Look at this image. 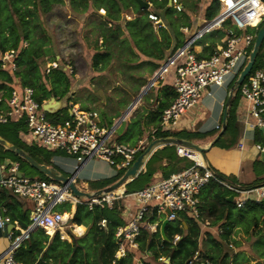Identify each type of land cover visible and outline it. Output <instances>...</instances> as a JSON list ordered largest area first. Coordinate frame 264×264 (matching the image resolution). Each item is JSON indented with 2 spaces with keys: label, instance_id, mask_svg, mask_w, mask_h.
Instances as JSON below:
<instances>
[{
  "label": "built area",
  "instance_id": "2783aa9c",
  "mask_svg": "<svg viewBox=\"0 0 264 264\" xmlns=\"http://www.w3.org/2000/svg\"><path fill=\"white\" fill-rule=\"evenodd\" d=\"M218 2L220 9L215 24L209 25L216 16L205 21L194 36L186 39L166 55L155 72L156 79L165 81L170 74L171 79L168 82L175 93L170 104L162 109L155 130L165 132L178 129V123L185 112L198 103L208 85H225L226 78L235 70L236 76L231 81L233 83L248 61L256 33L264 23V0H218ZM167 4L176 12L184 9L180 0H167ZM147 17L155 27H166L163 19L155 12L149 10ZM213 27L222 29L223 32L214 45L213 52L208 56L199 57L193 49V43L196 38ZM181 29L187 31V27ZM18 52L12 48L0 50V69L16 71ZM58 66L56 61L47 64L48 71ZM64 70L72 74L70 66L64 67ZM237 89L246 101V112L253 119L251 125L261 128L264 137V62L252 67ZM42 103L35 100L32 87L22 85L15 77L4 99V105L0 107V123L22 124L26 130L22 131L21 136L26 142L46 149L64 150L74 156L79 165L76 164V171L68 176L81 191L90 192L84 183L77 180V174L86 161L99 158L107 161L115 169L124 171L132 164L137 154L144 150L149 139L156 137L153 129L151 133L142 136L135 145L117 142L113 139L114 130H111V126L100 123L96 110L81 109L78 105L70 103L66 107L67 116L62 120H53L48 116L49 113L42 109ZM256 146L264 163V145L257 143ZM176 152L186 157H193L195 153L179 146H176ZM20 167L21 164L17 160L9 161L2 166L0 198L13 195L27 202L30 208L29 222L23 226L17 220H11L6 208L0 205V228L12 224V228L6 234L9 243L0 251L1 264H22L14 259L15 250L38 228L46 232L47 228H51L53 233H48L50 238L58 235L62 237L61 233L64 231L66 234V228L71 229L76 235L84 234L86 227L83 233H79L75 230V225L83 224L73 221L78 204H84L87 209L103 205L111 207L116 199L122 197L123 192L119 194L114 191L91 198L79 197L73 193L68 182L51 178L25 177ZM210 179L235 192L234 203L237 208H242L246 202H260L264 198V182L252 186L230 183L217 177L203 160L194 158L191 165L167 177L151 181L131 192H124L125 197L135 202L136 208L114 232L116 249L111 264H119V260L129 256L134 264L145 262L172 264L170 257L164 255L153 258L152 263L147 260L145 251L149 250L140 248V233L142 230L156 232L164 219L172 221L178 213L200 219L198 209L200 193ZM167 210L171 212L169 215L166 214ZM105 222V219H101L98 224L104 226ZM220 233L222 229L218 234ZM178 239L179 235L175 234L172 242L175 243ZM39 260L47 262L41 257ZM183 264L213 263L204 257L200 250H196Z\"/></svg>",
  "mask_w": 264,
  "mask_h": 264
},
{
  "label": "rangeland",
  "instance_id": "374dc122",
  "mask_svg": "<svg viewBox=\"0 0 264 264\" xmlns=\"http://www.w3.org/2000/svg\"><path fill=\"white\" fill-rule=\"evenodd\" d=\"M199 1L180 0L184 6L181 12L169 8L165 15H161L166 27H152L154 40H163L169 32L175 36V40H182L180 29L182 25L189 20L191 22V18L199 14ZM149 2H151L150 9L153 12L162 14L165 0H150ZM203 3H210L212 11L220 9L218 0L215 2L203 0ZM145 13L146 11L138 8L133 0H0V47L4 50L14 48L11 44L16 36L25 35L26 39L22 42L23 54L25 55L30 50L37 56L35 59L37 72L41 82L46 85H49L51 80V70L48 71L47 68L48 63L56 61L63 68L70 66L72 74L67 73L70 76V87L69 91L59 99L63 106L60 110L68 107L70 103L78 105L81 109L96 110L100 123L110 127L154 76L163 61L141 54L136 46L135 32L127 23L136 17L147 20ZM212 31L214 32L211 30L201 37V40L209 43L215 41L218 33H212ZM110 32H114V37L109 36ZM101 35L104 36V40L105 36L107 37L106 42L101 41ZM104 49L110 50L112 59L107 66L106 62H102L98 69L94 70L90 66L91 56L95 51ZM170 49L172 52L175 47ZM27 59L29 57L25 59V56L20 59L19 77L24 74L26 68L24 62ZM263 62L264 39L260 44L253 67ZM240 64L241 62L239 66ZM235 76L236 71L233 70L226 78V82L231 83ZM7 77L6 71L0 69V107L4 105V99L11 87ZM159 81L162 80L156 79L129 112L123 116L113 131L115 141L135 145L142 136L151 133L155 128V124L146 125L144 122L147 120V114L156 112V100H163L160 92L162 86ZM208 86L202 94L207 91ZM21 129L22 127L16 123H0V134L9 141L22 146H35L23 139L20 135ZM22 130L25 131L26 128L23 126ZM172 131V133L175 132V130ZM193 141L204 145L196 139ZM42 149L49 154L50 159L54 160L55 164L51 166L53 165L60 173L68 176L76 171L75 165H79V162L74 156L60 149ZM182 157L189 162L194 159L193 157ZM13 158L19 160L23 176L48 179L32 166L23 165L19 158ZM123 172L115 169L107 161L92 158L78 172L77 180L87 181L88 189L95 191L110 185L111 183L100 187L120 173L122 175ZM152 179L153 177L146 183ZM146 183L136 184L132 189L143 187ZM121 192H123L122 197L113 203L120 214L123 207L122 198L127 199L124 195L125 186L117 193ZM201 207L197 250L206 253L218 252L216 249L213 250L214 243H211L205 233L209 231L211 237H219L218 233L222 228L219 222L221 220H218V214H216L217 209L210 212L205 206ZM237 212L234 207L231 209L230 218L236 219L237 224L231 228L230 234L221 240L222 252L228 253L229 264H264V212L261 214L258 211L253 215L244 212L242 216ZM79 221L86 227L85 233L76 235L71 229L66 228L65 232L70 240L66 241L64 239L67 238L63 239L59 235L50 238L44 229L38 228L22 242L28 241L32 246L41 243L43 236L38 231L41 229L48 236L47 241L42 242L41 258L47 260L48 264H91L94 251L92 219L90 216H81ZM7 242L6 237L0 236V251ZM145 256L147 260L153 262L151 251H145Z\"/></svg>",
  "mask_w": 264,
  "mask_h": 264
},
{
  "label": "trees",
  "instance_id": "16d2710c",
  "mask_svg": "<svg viewBox=\"0 0 264 264\" xmlns=\"http://www.w3.org/2000/svg\"><path fill=\"white\" fill-rule=\"evenodd\" d=\"M133 1L136 3L138 8L146 11L145 14L147 16V12L151 10L150 9L151 6L148 9H145L139 5L137 0H133ZM143 1L149 2L150 0H143ZM215 1L216 0H211V2H215ZM164 6L165 7L162 9V14L160 12H159L160 14L156 13L160 17L161 15H165V13L169 8H172L171 6H168L167 0H165ZM216 13H218V9L212 11L209 3L208 6L205 8L204 18L209 20ZM127 23L132 26L133 31L135 32V36L137 37V45H136L137 49L144 56L163 60L166 58L167 55L166 53L168 50H170L173 41H177L175 40V36L171 35L170 32L168 35L165 36V38H163V40L155 41L152 34V27L154 28L155 25L150 19L144 20L143 18L136 17L134 20L127 21ZM191 25H192V20L191 22L189 20V22H186L185 25L182 26L190 27ZM109 36L114 37V32H110ZM103 38L104 36L101 35V39H102L101 41L104 43L107 41V37L105 36V40ZM25 39H26L25 35L20 36V34H18L15 40L13 41V43L11 44L12 47H14L12 49H16L19 52L16 58L17 70L13 72L6 71V74L8 75L7 81L10 82V86H12L15 77H17L22 85L30 86L33 88L34 98L39 103H42L51 96L57 99L62 98L69 91V87H70V83H69L70 76H68L67 74L68 71L63 70L64 68L62 66L51 68L50 69L51 80L49 82V85H46L43 82H41L35 62L37 56L34 55V53H32L30 50L25 55L23 54L24 47H22V42ZM213 44L215 43L211 42L210 45L204 46L203 52L200 53L198 56L204 57L211 54L213 52ZM0 50H4V49L0 47ZM23 56H25V59L27 57H29V59H27L24 62L26 68L24 69L23 76L19 77L18 76L19 62ZM111 59H112V55L109 49L97 50L91 56L90 66L94 70H97L98 67L102 64V62H106V66H107ZM166 81L168 82V80ZM161 86L162 87L160 92H161V96L163 97V100H158V99L156 100L157 101L156 112L147 114L148 115L147 120L144 122V124L146 125L155 124L156 125L155 128H157L158 126L159 117L162 109L170 104L171 100L175 95L174 90L167 83H164ZM236 95L237 92L235 93V96ZM228 113L229 114L227 117V127H229L233 121L231 108L228 109ZM48 116L50 117V119L53 120H62L67 116L66 108L59 110L58 112L48 114ZM16 125H18L19 127H23L22 124H16ZM172 132L173 131L161 132L160 130L156 129L154 131V135L156 137L173 136V137L193 140L195 136L207 134V133L199 134L198 132H187L183 130L178 132H176L175 130L174 133ZM1 136L6 138L3 135ZM254 140L256 142H260V144L263 143L262 145H264V140L261 139L260 131L256 132ZM216 142L217 141H215V143ZM15 145L21 147L38 163L46 164V165L52 164L49 154L46 153L44 149L36 145L35 146L32 145L22 146L19 144H15ZM8 152L13 154L14 157L19 158L21 162H23V165L28 164L24 159L15 155L13 152L11 151ZM162 152L165 158L172 159L174 157H177L175 145H165L161 149H157L149 158L146 164L145 172L139 174L134 180L130 181L125 185V191L127 193L133 191L132 188L134 185L136 184L142 185L150 179L153 171V168L150 166V163L153 161L154 158H156L158 153H162ZM191 162L193 163V161ZM121 173L117 175L113 180L101 185L100 187L112 183L113 181H115L120 177ZM214 173L217 177L221 179L227 180L230 183L233 182V180L227 179L219 172L214 171ZM203 191L204 193H202ZM229 193L230 191L227 188L223 187L221 184H219L217 181L213 179L207 181V183L204 185L200 193V202L198 206L200 216L202 215L201 206L203 205L210 212L215 211L217 209L216 214H218V218H219L218 220H221L219 222H220V227L222 228V233L218 234L219 237L216 236L211 237L210 235L211 233L209 231L205 232L207 233L208 239L211 241V243H214V248L212 247L213 250L214 249L218 250V252H211V253L202 252L203 256L211 260L213 264H229L228 253L225 251L222 252L223 249L220 248L221 240L226 238L230 234L231 228L237 224L236 219L230 218V212L231 209L234 207V204L232 201L228 200ZM0 199H2L0 205L6 208L7 214L10 216L11 220H17L23 226L28 224L29 219H28L27 210L23 208V202L22 200H20V198L11 195L7 197L3 196ZM237 211H238L237 212L238 215L240 216H242L244 212H248L249 214L253 215L259 211L261 214H263L264 202L263 201L246 202L245 205L242 208L237 209ZM81 216H90L92 219V226L94 227L93 229L94 251L92 255L93 258L91 264H111V260L113 259V255L116 249V240L114 237V232L116 228L123 223L121 214L113 205L111 207H109L108 205H103L102 207L94 206L92 209H87V207L84 204H78L75 210L73 221L78 222L79 224L80 223L79 220L81 219ZM101 219H105L106 221L104 226H100L98 224ZM253 221H255V218H253ZM199 222H200L199 219L191 218L183 213H178V216L174 220L169 221L165 225L163 235L159 227L157 228L156 232L153 233H150L146 230H142L139 238L140 248L148 249L149 251H151V256L153 258H156L159 255H164L170 257L172 264H183L197 250V239L200 235ZM38 231L43 236L41 241L43 243L46 242L48 236L43 233V230L39 229ZM175 234L179 235V239L175 243H173L172 242L173 236ZM64 240L67 241V239ZM42 242L37 243L36 246H32V244L29 243L28 241L21 242L15 250L14 259L21 262L22 264H31L34 262H37V264H48L47 262H42L41 260H39V255L43 249ZM118 262L119 264H134L130 256L121 259ZM144 264H150V263L145 262Z\"/></svg>",
  "mask_w": 264,
  "mask_h": 264
},
{
  "label": "crops",
  "instance_id": "0c3cea01",
  "mask_svg": "<svg viewBox=\"0 0 264 264\" xmlns=\"http://www.w3.org/2000/svg\"><path fill=\"white\" fill-rule=\"evenodd\" d=\"M198 5H199V14L195 16L194 18H191L192 25L190 27L183 26V27H187V31L180 29L182 40L173 41V44L171 47L176 48L177 46L181 45L186 39L194 36L197 30L205 24V21H207V19L204 18V13H205V8L208 6V3H203V0H200ZM211 30H214V32L212 31V33H216V34L218 33L217 39L213 41L216 44L223 30L213 28V29H210L209 31ZM205 34H203L201 37H203ZM201 37L196 38L193 43L194 44L193 49L195 50L197 55L203 52L204 46H208L211 44L207 41L201 40ZM215 44H213V48ZM170 50H168L166 54H168ZM167 78L170 81L171 79L170 74L167 75ZM159 82L161 83V85L164 83H167L171 87L170 83L165 80H162ZM232 84H233L232 82L231 83L227 82V84L223 86H215V85L208 86L207 91L204 94H202L203 96L200 97L198 103L193 108L188 110L187 113L179 121L178 123L179 127L176 130V132L183 130L187 132H198L199 134L207 133L206 135L195 136L194 139L203 142L204 144L203 146L207 147L206 151L203 153V157L201 156L200 153H198V155L200 156L201 160H203V162L210 169H212L213 171L219 172L227 179L233 180L232 183H238V184L246 185V186L261 184L264 182V163L260 159L259 150L256 146V144L260 142H256L254 138H255L256 132L260 131L261 139L264 140L263 133H262L261 128L253 127L251 125V123H253V119L250 117V115L247 114L246 101L237 89L233 91V95L230 99V102L227 108L226 129L221 135H219L218 139L215 140L217 141L216 143L215 141L211 143V141L220 132L222 128V114H223L224 104L228 96L230 86ZM236 92H237V95L235 96ZM229 108L232 109L233 121H232V124L229 127H227V117L229 114L228 113ZM22 129L20 131V135H21V132L23 131ZM162 147L163 146L156 148L152 152V154L157 149H161ZM8 151L7 149H5L4 146L0 145V176L2 174V166L4 164L8 163L9 161L17 160V159H14L13 158L14 155ZM149 158L146 161H144V164L140 170V174L145 172L146 164ZM50 160L52 164H55L53 159H50ZM88 161L82 164L80 170L85 166V164ZM190 163L192 164L191 161L189 162L188 160L184 159L179 154H177V157L168 159L164 157L163 152L158 153L156 158H154L153 161L150 163V166L153 168L152 175L150 177V178L153 177V179L151 181L167 177L170 174L177 172L191 165ZM48 166H51V165H48ZM151 181H149L148 183H150ZM78 182L84 183L87 189L89 188L87 181L78 180ZM229 196H232V199L230 201L233 202L234 208L239 209L235 206V203H234L236 199L235 192L230 191L228 197ZM1 201L2 199H0V202ZM122 201H123V207L121 210V217L124 222V219H128L133 214L136 208V204L133 200L128 199V198L127 199L122 198ZM22 202H23V208L27 210V214L29 218V213H30L29 204L24 201ZM75 228L79 233H83V231L85 230L84 225H75ZM6 234L4 235L1 234V236L6 237ZM64 236L65 238H67V240H70V237L67 234H65ZM6 239L8 240L7 237ZM8 243H9V240L7 243H5L4 245L5 247L3 248V250L6 248ZM1 244H4V243H1ZM0 248H1V245H0ZM41 254L42 253H40L39 258L41 257Z\"/></svg>",
  "mask_w": 264,
  "mask_h": 264
},
{
  "label": "water",
  "instance_id": "95a60500",
  "mask_svg": "<svg viewBox=\"0 0 264 264\" xmlns=\"http://www.w3.org/2000/svg\"><path fill=\"white\" fill-rule=\"evenodd\" d=\"M139 5L142 8H149L150 4L149 2L143 1V0H137ZM217 16L212 19L209 25L215 24L217 21ZM208 25V26H209ZM208 28V27H207ZM264 39V23L259 27L254 42L252 44V50L250 51L248 61L246 64L243 66L241 71L239 72L237 78L233 82V84L230 86L228 96L226 98L225 104H224V109H223V114H222V128L220 132L214 137V139L211 141L213 143L215 140L218 139L219 135H221L224 130L226 129V116H227V108L230 102V99L233 95V91L239 87V84L242 82L244 77L250 72L251 68L253 67L256 56L258 55L260 44L262 43ZM156 79V74L153 76L147 84L144 86V88L139 92V94L134 98V100L130 103V105L126 108V110L122 113V115L119 117V119L111 125V130H115V127L118 125V123L122 120L123 116L129 112V110L134 106V104L137 102V100L140 98V96L145 92V90L152 85L154 80ZM62 102L59 99H55L54 97H50L48 100L42 103V109L49 114H52L59 109H61L63 106L61 104ZM262 130V129H261ZM0 145L4 146L5 149L10 150L17 156L21 157L24 159L30 166L44 174L45 176L62 181L67 183L68 186L71 188L73 193L79 197H87L91 198L96 195H100L102 193H112L115 191L118 187L122 186L124 187L127 183L130 181L134 180L139 174L140 170L144 164V161H146L152 152L160 147V146H165V145H175L179 147H184L185 149H188L190 151H195L199 152L201 156L203 157V153L206 151L207 147L200 145L196 142H193L188 139H183L179 137H173V136H162V137H156L151 139L146 147L144 148L143 151H141L133 160L132 164L123 172V174L113 183L110 185L92 191V192H86V191H81L79 190L73 182L70 181V177L66 176L63 173H60L57 169H55L53 166H48L46 164H41L35 161L27 152H25L21 147L15 145L14 143L10 142L6 138L2 137L0 135ZM232 196L228 197V200H231ZM261 201L264 202V198L261 199ZM171 212L169 210L166 211V214L169 215ZM168 223V219H164L160 225V231L163 235L164 227ZM12 228V224H6L3 228H0V236L1 234H6L8 230Z\"/></svg>",
  "mask_w": 264,
  "mask_h": 264
},
{
  "label": "bare ground",
  "instance_id": "6f19581e",
  "mask_svg": "<svg viewBox=\"0 0 264 264\" xmlns=\"http://www.w3.org/2000/svg\"><path fill=\"white\" fill-rule=\"evenodd\" d=\"M198 153L199 152H196L195 154H194V158H196L197 160H201V158H200V156L198 155ZM121 189H123V187L122 186H120V187H118L114 192H117L118 190L120 191ZM47 230V233H49V234H52L53 233V230L51 229V228H47L46 229ZM75 230H76V228H75ZM77 231V230H76ZM78 232V231H77ZM62 234V238L64 239V233H61Z\"/></svg>",
  "mask_w": 264,
  "mask_h": 264
}]
</instances>
